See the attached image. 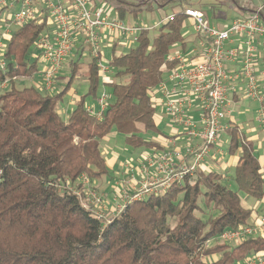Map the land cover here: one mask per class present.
Wrapping results in <instances>:
<instances>
[{"label":"trees","instance_id":"1","mask_svg":"<svg viewBox=\"0 0 264 264\" xmlns=\"http://www.w3.org/2000/svg\"><path fill=\"white\" fill-rule=\"evenodd\" d=\"M105 1L120 20L167 6L173 17L162 20L169 14L164 15L151 26L158 30L153 37L150 29H142L126 51H118L117 41L123 39L114 38L110 58L106 60L101 52L111 73L105 81L100 79L97 60L90 58L87 91L74 94L66 119L60 116L59 102L77 75L82 45L78 43L67 60L64 86L48 93L19 81L39 71L36 59L30 61L31 48L48 25L47 19L15 26L8 35L6 66L0 69V81L8 80L0 90V264H233L252 253L264 254V235L234 245L207 244L222 231L247 223L253 209L241 205L239 192L256 203L264 199V178L253 141L232 123L225 129L227 155L236 156L231 177L199 169L181 184L129 204L106 225L75 194L59 190L65 179L74 183L81 174L91 183L108 175L99 142L110 133L123 135L135 148L160 149L158 142L139 134L168 137L158 129L151 92L177 64L167 57L178 51L185 54L193 43L187 37L192 21L184 10L197 8L208 17L207 10L214 5L209 3L204 10L199 0ZM241 5L232 0L236 12L257 7L242 11ZM261 15L264 19V10ZM212 17L218 18L214 13ZM7 24L8 19L0 15V31ZM175 46L179 50L173 51ZM106 86L113 100L97 119L85 109L87 97L95 99L99 87ZM226 181H232L236 189Z\"/></svg>","mask_w":264,"mask_h":264},{"label":"built area","instance_id":"2","mask_svg":"<svg viewBox=\"0 0 264 264\" xmlns=\"http://www.w3.org/2000/svg\"><path fill=\"white\" fill-rule=\"evenodd\" d=\"M263 10L264 4H261L247 12H238L224 25H216L202 10L186 8L184 13L191 19L199 39L200 58L189 64L182 52L170 54L167 59L177 61L168 71L173 85L167 87L162 81L151 92L155 106H159L172 125L180 128V131L176 128V134L169 140L170 147L141 157L138 165L126 163L125 176L115 179L110 195L96 189L85 174L74 183L65 179L58 185L59 190L75 194L80 204L106 225L129 204L166 191L196 174L209 152L217 149L215 144L220 132L228 127L224 121L231 112L233 95L255 101L256 120L264 126ZM0 15L8 19L0 31V69L3 71L10 25L47 19L48 25L33 45L38 49L35 59L42 64L41 83L37 87L48 93L57 86L58 75L78 43L83 48L89 47L90 57L97 60L100 79L105 81L110 68L101 58V36H119L128 45L137 40L142 29L151 28L127 25L110 17L91 0H0ZM172 17L169 14L162 20ZM7 83V79L0 81V90ZM107 99L108 93L102 88L94 99L96 107L86 104V111L99 119ZM261 172L264 178V169ZM260 203L264 205V199ZM258 235H264V209L252 222L226 229L207 244H236ZM233 264H264V254L252 253Z\"/></svg>","mask_w":264,"mask_h":264},{"label":"rangeland","instance_id":"3","mask_svg":"<svg viewBox=\"0 0 264 264\" xmlns=\"http://www.w3.org/2000/svg\"><path fill=\"white\" fill-rule=\"evenodd\" d=\"M200 1H201V7H203L205 5V7L207 8V6H209V3L214 4L212 10L207 8L208 9L207 15H208V18L211 22H215V23L220 25L225 21H227V22L230 21L231 18L234 16V11H233V7H232V0H199L198 2H200ZM237 1L239 3H241L242 5H246V6L252 5L253 6V5H257L259 3L261 4V2H263L264 0H237ZM91 2L95 3L99 7H102L105 10V13L107 11H110L111 16L113 17L114 13H113L112 7L108 4V2H106L105 0H91ZM171 11H172V9L169 6L164 7L159 12L157 10L152 11V12L142 11V12L137 13L134 16L126 15L122 21L127 25L153 26L156 24L157 21L160 20L159 19L160 13L169 14ZM213 13L218 16V18L216 17L217 19H215V20L212 17ZM14 27H15V25H13V24L10 25V29H13ZM192 30H193L192 27L188 28L187 32L189 35L186 32L187 37L189 36L190 42H192V41L194 42V40L198 41L199 40L198 37L195 35L194 32H192ZM157 33H158V30L156 27L150 28L149 35L151 37L157 35ZM133 45H134V42L129 43L125 47L122 46L123 49L122 48H120V49H121V51H126L130 47H132ZM100 49H101V52L103 53L105 59L108 60L110 58V55H111V49L108 46L103 45L102 43L100 45ZM177 49L179 50V46H175L173 51L177 50ZM31 52L32 53L30 56V61H34L35 56L37 55L36 53L38 52V49L33 45L31 48ZM74 52H75V48H74V51L72 52V56L74 55ZM79 55L81 56V58H80V67L78 69L77 75L74 77L70 87L64 93L62 100L59 102V113H60V116L62 117V119H66L69 112L71 111V107L73 104L71 105L70 99L72 97H74L73 93L80 96L87 91V82H86L87 70L86 69H87V63H88L89 59L91 58L90 54H89V47L86 46V47L82 48L79 51ZM36 61H37L36 62L37 69L39 71L36 74H34L32 77L20 78L19 81H21L23 84L34 85L37 87L39 85V83H41L40 69H42V64L39 62V60H36ZM109 74H111V73H109ZM68 75H69V67L66 63V65L65 64L63 65V67H62V69L58 75L59 78L57 81H58L59 85H57L53 88V92H57V91L61 90V88L64 86L65 82L67 81ZM100 89H101V87H99L98 92L100 91ZM105 91L107 93H109L110 87L106 86ZM92 100H94V99H92L91 97H87V101L91 102V104L93 105L95 102H92ZM112 100H113V97L109 96V94H108L107 102L108 103L112 102ZM257 106L258 105L254 101H252L248 98L242 97V102L240 103L239 106H235L234 111H233V116L235 115L236 121L238 122L237 124H239V125L241 124V126H242L241 130L249 136H254V135L258 136L263 132V130L261 128L262 126L260 127L261 124H259V122L256 120V115H257L256 108H257ZM63 108H67V113H65L63 111ZM238 108H239V110H238ZM158 109H159V112H158ZM158 109H156V113L161 118V121L158 124V129L161 132H163L164 134H169L171 128H170V125H167L168 119L166 120V116L164 114H163L164 116L162 115L160 108H158ZM173 126H174V128H177L180 131V128L178 126H176V125H173ZM250 128L251 129L253 128V131L250 130ZM139 134L145 139H150L151 138L150 136L153 135L150 132H140ZM262 135L264 136V134H262ZM262 135H261V137H262ZM261 137H260V139H261ZM263 138L264 137H262V139ZM260 139L257 140V138H256L253 140L254 151H255L256 155H259V154H261V151L262 152L264 151V149L261 146H258V144L259 145L261 144ZM228 141H229V136H228L227 132L225 130L221 131L220 135L218 137V140L215 144V146L219 150V153H217V156H216V158H217L216 163H219L220 165L223 164L228 157L227 151H226ZM262 145L264 147V142H262ZM99 146H100L102 154L106 158L107 164H109L110 166L114 165V167H113L114 170L109 171L108 174H110V172L112 174L116 173L117 170L120 169V166L124 163H128L130 161L135 165V162L137 160H140L141 150L127 144L125 142L124 136L119 134V133H110L107 137L100 140ZM214 170H216V168H214ZM226 172H227L228 177H231V175L233 173V167H229ZM103 182H106V184ZM226 183H228L229 188H231L233 190L236 189V187L232 181H230V182L226 181ZM113 186H114V180L113 179L109 180L107 175L101 176V189L100 190H103L106 193V195H110V193L113 189ZM94 187L98 188L97 184L94 185ZM238 194L240 196L241 205L243 207H247V208L253 207L254 212L257 213V216H259L261 214L262 209H264V205H262L261 203H256L254 199L244 195L241 192H239ZM253 218H254V215L252 213L247 222H252ZM229 244L234 245L235 243H229Z\"/></svg>","mask_w":264,"mask_h":264},{"label":"crops","instance_id":"4","mask_svg":"<svg viewBox=\"0 0 264 264\" xmlns=\"http://www.w3.org/2000/svg\"><path fill=\"white\" fill-rule=\"evenodd\" d=\"M261 4H264V1L263 2H261ZM260 3L259 4H257L256 6H259V5H261ZM253 6H255V5H253ZM251 7H252V5H251ZM207 8H208V6H207ZM207 8L205 7V6H203V7H201V9H204V10H207ZM247 8V6L246 5H241L238 9L239 10H245ZM163 8H160V9H158L157 11L159 12V11H161ZM233 11H234V16L236 15V14H238V12H236V10H234L233 9ZM108 12V14L111 16V14H110V11H107ZM164 15H167V14H164V13H160V18L162 17V16H164ZM234 16L231 18V19H233L234 18ZM159 18V19H160ZM158 22V21H157ZM156 22V23H157ZM227 21H225V22H223L221 25H224V23H226ZM229 22V21H228ZM154 26V25H153ZM192 32H194V30H192ZM114 38H115V40H117V39H119V36H113ZM114 38H112L110 35H107V34H103L102 36H101V43L103 44V45H106V46H108L109 48H110V44H111V41H113L114 40ZM189 38V37H188ZM190 40V39H189ZM118 42V44H117V46L118 47H120V48H122V46H127L125 43H124V41H117ZM198 41H194L193 43H191V46L188 48V50H187V52L184 54L185 55V57H186V61H187V63H189V64H192V63H195L199 58H200V48H199V46H198V43H197ZM118 47H117V49H118ZM119 48V50L118 51H121V49ZM123 49V48H122ZM66 65V64H65ZM87 70V69H86ZM59 78V77H58ZM58 78H57V80H58ZM163 81L165 82V85L167 86V87H171L172 85H173V82L171 81V80H169V77H168V72H166V73H164V78H163ZM61 83V82H60ZM57 85H59V83H58V81H57ZM75 93H73V95H74ZM76 95V94H75ZM75 97V96H74ZM74 97H72L71 99H70V102H71V105H72V107H71V109L73 108V106H74ZM232 101H233V103H232V105H231V112L229 113V116L225 119V121H224V123L225 124H227L228 125V127H229V124H235V125H237L238 127H239V129H240V131L241 132H243L242 130H241V124L239 125V124H237L238 122L236 121V118H235V115L233 116V111H234V108H235V106H239L240 105V103L242 102V97H238V96H236V95H233L232 96ZM253 101V100H252ZM88 102V101H87ZM92 102H94V100H92ZM255 102V101H254ZM91 104V102H88L87 104ZM256 103V102H255ZM257 104V103H256ZM95 107H96V103H94L93 104ZM156 107H158L159 108V106H156ZM157 108V109H158ZM257 109V108H256ZM61 110V109H60ZM238 110H239V108H238ZM62 111V110H61ZM63 111L65 112V113H67V108H63ZM161 111V110H160ZM158 112H159V109H158ZM195 114V113H194ZM163 115V114H162ZM158 116V115H157ZM164 116V115H163ZM158 119H159V121H158V124H159V122L161 121V118L158 116ZM166 120H167V117H166ZM167 125H170V132H169V134H165L166 136H168L167 138H162V137H160V136H158V135H151L150 137V139H146V140H153V141H155V142H158V144H159V146H160V149H156V150H153V149H150V148H144V147H137V149H140L141 150V152H140V158L141 157H143V156H145V155H148L149 153H152V152H155V151H158V150H162V149H167L168 147H170V144H169V140L176 134L175 132H176V128H174V126L173 125H171V123L167 120ZM173 126V127H172ZM260 127H261V125H260ZM262 128V130H263V132H264V127L262 126L261 127ZM249 130V129H248ZM250 130H252L253 131V128L251 129L250 128ZM261 133L260 135H254V136H249L248 135V137L253 141L254 139H256L257 138V140L258 139H260V137H261V135L262 134H264V133ZM113 133H115V132H113ZM243 133H245V132H243ZM246 134V133H245ZM247 135V134H246ZM259 137V138H258ZM262 137H264L263 135H262ZM262 137H261V144L259 145L258 144V146H261L263 149H264V147H263V145H262V142H264V138L262 139ZM178 145H180L181 144V142L179 141V140H177V142H176ZM260 147V148H261ZM217 153H219V150H218V148L217 149H212L210 152H209V154L206 156V158H205V161H204V163L200 166V169H202L203 171H207V170H214V168H216V170L217 171H219V172H224V173H227L226 171H227V169L229 168V167H233V165H234V163H235V161H236V156H234V157H227V159L225 160V162L223 163V164H219V163H216V161H217V158H216V156H217ZM258 156V159H259V161H260V166H261V169H264V151L262 152L261 151V154H259V155H257ZM137 160V159H136ZM138 163H139V161L137 160L136 162H135V165H138ZM125 164L126 163H124V164H122L121 166H120V169H118L117 170V174L116 173H114V174H112L111 172H110V174H108L107 176H108V179L109 180H111V179H113L114 181H115V179H119V178H123L124 176H125ZM108 166H109V171H113L114 170V165H112V166H110L109 164H108ZM103 183H105L106 184V182H103ZM97 184V187L98 188H96V189H98V190H100L101 189V177H99V178H97L96 179V181L95 182H92V185L94 186V185H96ZM104 185V184H103ZM101 191V190H100ZM245 208H247V207H245ZM253 208V207H252ZM252 208H250V209H252ZM253 215H254V218H253V220H255V218L257 217V213H255L254 212V208H253Z\"/></svg>","mask_w":264,"mask_h":264}]
</instances>
